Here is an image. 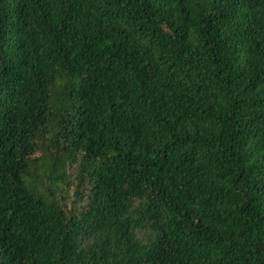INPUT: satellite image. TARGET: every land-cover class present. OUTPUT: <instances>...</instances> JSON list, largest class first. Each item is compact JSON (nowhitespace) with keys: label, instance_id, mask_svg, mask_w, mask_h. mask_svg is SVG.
Wrapping results in <instances>:
<instances>
[{"label":"trees","instance_id":"trees-1","mask_svg":"<svg viewBox=\"0 0 264 264\" xmlns=\"http://www.w3.org/2000/svg\"><path fill=\"white\" fill-rule=\"evenodd\" d=\"M0 264H264V0H0Z\"/></svg>","mask_w":264,"mask_h":264}]
</instances>
